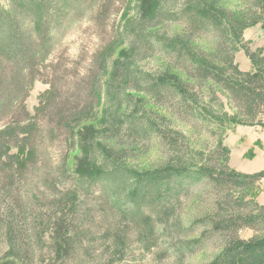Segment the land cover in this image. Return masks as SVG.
Listing matches in <instances>:
<instances>
[{
  "label": "trees",
  "instance_id": "1",
  "mask_svg": "<svg viewBox=\"0 0 264 264\" xmlns=\"http://www.w3.org/2000/svg\"><path fill=\"white\" fill-rule=\"evenodd\" d=\"M93 3L0 0V264H127L135 243L159 238L183 259L208 250L205 264H264V170L231 168L225 142L237 127H264V56L244 39L264 30V0H150L127 53L159 54L154 71L118 64L113 75L104 58L72 96L47 70ZM241 50L252 71L236 63ZM38 80L49 89L31 113ZM104 101L96 131L76 130ZM56 130L83 151L77 168L47 153Z\"/></svg>",
  "mask_w": 264,
  "mask_h": 264
},
{
  "label": "rangeland",
  "instance_id": "2",
  "mask_svg": "<svg viewBox=\"0 0 264 264\" xmlns=\"http://www.w3.org/2000/svg\"><path fill=\"white\" fill-rule=\"evenodd\" d=\"M150 5V0H101L100 5L95 6L93 3L89 7L91 10L89 8L81 10L76 17L74 16L65 35L58 42L53 55L54 58L52 59L56 69L53 71L47 70L53 75V78L56 76V86L58 85L64 93L70 95L78 93V84L88 82L93 73L99 72V64L104 58H108L110 71L113 75L116 71L114 67L118 64L122 66L129 64L133 70L153 72L154 60L159 57V54L154 55V52L150 51L148 47L143 46H141V49L133 51V53H127L128 48L132 47L128 36L133 32L138 16L148 13ZM165 23L167 26L170 25V23ZM244 39L252 51L264 56V30L262 24L248 28L245 31ZM128 57L130 61L127 59ZM236 63L243 71L253 70L252 63L242 50L236 55ZM6 65L7 63L5 64L4 61L0 60V69L7 68ZM44 71L46 70L44 69ZM48 89L49 86L43 81L38 80L35 82L26 102L29 112H34V108L38 106L39 97ZM102 94L106 98L104 91ZM126 94L123 91L122 95L126 96ZM127 95L129 96V93ZM107 103L104 101L100 107L96 106V115L86 116L92 121H82L76 130L80 129L79 132L82 134L96 131L104 120V114H106L104 108ZM114 106L116 105L110 101L108 107ZM53 132H56L55 142L52 140L53 143L50 144L53 145L46 147V151L51 154V158L60 160L61 156L68 157L69 166L72 169L81 165L83 151L77 147L73 149L76 144L73 141V133L72 135L71 133L67 134L62 130ZM225 142L232 152L231 168L248 172L264 170V127H237L234 132L228 131ZM70 176V174L64 175L65 178ZM41 182L42 180H37L38 187ZM259 189L261 191L258 197L259 202L264 203V182ZM81 192L83 193V191ZM90 210H94V206L93 208H86L85 218H89L88 211L91 213ZM241 234L247 238L250 232L243 231ZM164 242H168V240L164 239L163 241L159 238V244L151 249H145L139 243H135L133 245L135 251L128 257L127 264H205L209 260L210 253L208 250L189 255L185 259L182 256L171 255L164 250L166 248L164 244H167Z\"/></svg>",
  "mask_w": 264,
  "mask_h": 264
},
{
  "label": "crops",
  "instance_id": "3",
  "mask_svg": "<svg viewBox=\"0 0 264 264\" xmlns=\"http://www.w3.org/2000/svg\"><path fill=\"white\" fill-rule=\"evenodd\" d=\"M233 169H235V168H233ZM257 171H258V170H257ZM257 171H254V172L241 171V172H245V173H255V172H257ZM258 200H259V198H258ZM262 204H264V203H262Z\"/></svg>",
  "mask_w": 264,
  "mask_h": 264
}]
</instances>
